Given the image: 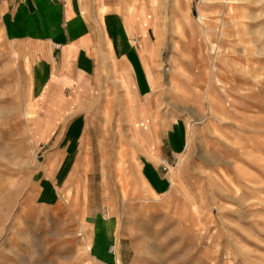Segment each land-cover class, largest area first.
<instances>
[{
	"label": "rangeland",
	"instance_id": "obj_1",
	"mask_svg": "<svg viewBox=\"0 0 264 264\" xmlns=\"http://www.w3.org/2000/svg\"><path fill=\"white\" fill-rule=\"evenodd\" d=\"M79 5L111 67L66 130L54 83L42 93L0 27V264H264V0ZM136 27L157 42L152 121L169 122L162 154L141 158L150 185L112 76Z\"/></svg>",
	"mask_w": 264,
	"mask_h": 264
},
{
	"label": "crops",
	"instance_id": "obj_2",
	"mask_svg": "<svg viewBox=\"0 0 264 264\" xmlns=\"http://www.w3.org/2000/svg\"><path fill=\"white\" fill-rule=\"evenodd\" d=\"M79 8V0H0L3 38L17 61L34 69L38 77L47 78L42 93H46L47 84L54 83V91L59 92V98L53 124L59 120L60 127L65 130L67 123L74 120L72 117L81 114V108L94 104L95 92L102 84L100 81L104 82L103 70L111 67L107 40H101L103 52L99 55L98 34ZM136 28L131 35L137 39L134 42L135 38H132L133 51L123 58L115 56L118 65L112 76L124 99L128 95L131 100V105L128 107L125 103V107L133 112L132 121L127 116L129 140L132 141L128 151L136 156L133 171L138 173L139 181L150 185L154 176L160 178L159 168L143 163L141 158L162 154L161 142L169 139V122L154 124L152 121V106L146 97L148 94L152 97L153 93L157 42L149 34L143 37ZM100 136V139L110 141V137L98 132L90 137V141H96ZM121 138L122 135L115 137L117 141ZM177 152L171 151L170 155L176 157ZM145 189L148 192L152 187Z\"/></svg>",
	"mask_w": 264,
	"mask_h": 264
},
{
	"label": "built area",
	"instance_id": "obj_3",
	"mask_svg": "<svg viewBox=\"0 0 264 264\" xmlns=\"http://www.w3.org/2000/svg\"><path fill=\"white\" fill-rule=\"evenodd\" d=\"M162 163H164V164L167 163V160L166 159H163L162 160ZM109 252L112 253V254H115V250H114L113 246H110Z\"/></svg>",
	"mask_w": 264,
	"mask_h": 264
},
{
	"label": "bare ground",
	"instance_id": "obj_4",
	"mask_svg": "<svg viewBox=\"0 0 264 264\" xmlns=\"http://www.w3.org/2000/svg\"><path fill=\"white\" fill-rule=\"evenodd\" d=\"M180 69H182V68H180ZM183 74H184V72H183Z\"/></svg>",
	"mask_w": 264,
	"mask_h": 264
}]
</instances>
